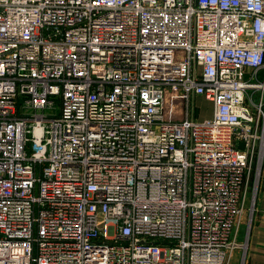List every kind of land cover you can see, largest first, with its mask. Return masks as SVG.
I'll use <instances>...</instances> for the list:
<instances>
[{"label": "built area", "instance_id": "2783aa9c", "mask_svg": "<svg viewBox=\"0 0 264 264\" xmlns=\"http://www.w3.org/2000/svg\"><path fill=\"white\" fill-rule=\"evenodd\" d=\"M263 170L264 0H0V264H244Z\"/></svg>", "mask_w": 264, "mask_h": 264}, {"label": "crops", "instance_id": "0c3cea01", "mask_svg": "<svg viewBox=\"0 0 264 264\" xmlns=\"http://www.w3.org/2000/svg\"><path fill=\"white\" fill-rule=\"evenodd\" d=\"M261 177L248 237L245 235L246 227L243 228L241 235L239 228L237 242L244 244L246 247L244 264H264V170ZM241 254L240 249L234 251L230 264H240Z\"/></svg>", "mask_w": 264, "mask_h": 264}, {"label": "rangeland", "instance_id": "374dc122", "mask_svg": "<svg viewBox=\"0 0 264 264\" xmlns=\"http://www.w3.org/2000/svg\"><path fill=\"white\" fill-rule=\"evenodd\" d=\"M210 115H211V104L204 101L202 98H197L195 101V113H194L195 118H198L199 120H203L205 118H209ZM28 151H29V149H28ZM37 176H38V174H37ZM261 178L259 179V183H260ZM260 184H258L256 191L252 193L253 198H252V194H251V197L249 198V206H248L247 211L244 212L245 213L244 219H243L242 224L240 225V235L242 234V230H243V228L245 229V227H246L245 235H247V231H248L249 227L251 226V222H252V219L254 216L255 203H256V199H257L256 196H257L258 190L260 188ZM250 220H251V222H250Z\"/></svg>", "mask_w": 264, "mask_h": 264}]
</instances>
